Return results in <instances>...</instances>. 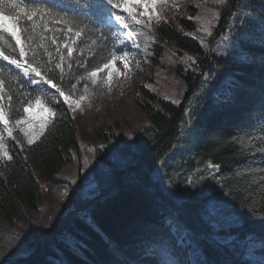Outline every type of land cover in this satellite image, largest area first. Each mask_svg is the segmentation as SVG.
<instances>
[{"label":"trees","instance_id":"trees-1","mask_svg":"<svg viewBox=\"0 0 264 264\" xmlns=\"http://www.w3.org/2000/svg\"><path fill=\"white\" fill-rule=\"evenodd\" d=\"M56 2L72 14L88 13L82 17L85 23L107 36L91 50L96 35L86 36L73 54L84 66L74 64L64 81H56L76 99L90 84L88 73L110 52L122 54L125 45L120 24L108 23V16L95 20L94 10L83 7L95 0ZM129 23L138 32L137 70L144 79L134 100L143 107L147 124L123 117L88 132L54 89L28 84L19 69L0 60V67L24 84L20 88L5 77V89L13 94L12 109L6 108L10 123L26 116L14 114L21 108L20 94L35 96L41 87L46 90L39 94L56 113L24 150L8 138L11 159L0 153V218L12 222L11 236L16 246L22 244V251L16 246L4 250V264H173L184 249L192 264H262L245 231L256 226L264 230V0H192L184 5L174 0L150 28ZM43 24L59 27L51 20ZM33 35L35 44L45 43L56 55V45L41 40L53 36L42 22H36ZM37 51L46 61L43 49ZM159 80L175 82L172 99L147 86ZM129 83L128 73L123 90ZM194 127L199 134L184 148L180 141ZM82 137L92 140L101 160L113 169L98 174L87 187L80 154L82 185L74 187L58 173L74 161V150L82 151ZM210 165L218 167L216 175L223 178L240 224L220 225L203 214L218 192L205 180ZM170 235L177 243L168 241ZM27 248L30 252L23 254Z\"/></svg>","mask_w":264,"mask_h":264},{"label":"snow or ice","instance_id":"snow-or-ice-1","mask_svg":"<svg viewBox=\"0 0 264 264\" xmlns=\"http://www.w3.org/2000/svg\"><path fill=\"white\" fill-rule=\"evenodd\" d=\"M79 5V0H76ZM167 0H95L92 4L84 5L83 7L94 10V19L103 21L105 16H108V23L114 20L126 30L125 36L128 40L136 42L138 32L134 31L129 21L135 24H142L145 27L152 26L153 18L159 22V15L156 12L158 3H166ZM214 3H226V0H213ZM137 8H142L143 11L138 12ZM6 9L8 11H6ZM151 9V11H149ZM127 15H121L120 13ZM88 13L72 14V10L65 11L64 7L56 2V0H41V3L34 4L30 0H0V60L7 62L9 65H14L19 69L23 76L27 78V83L30 85H43L47 89H54L58 97L63 98V102H67L69 107L75 105L79 108L83 102H90L88 86L85 85V94L79 96L78 99H73L72 95H68L56 81H64L66 69L71 72L73 65L83 67V62H77L73 54L80 51V45L83 44L84 38L89 34H95L96 39L91 41V46L97 45V41L107 39L103 30L99 28H91L88 23H85L83 16H88ZM147 17V20L144 18ZM51 20L58 28H47L43 22ZM42 22V26L46 32H52L53 36H41V40H51L55 47V54L49 51L45 43L35 44V36L33 33L36 29V22ZM210 23V21H209ZM207 31V29H205ZM59 32V36L55 33ZM5 34L14 41V44L6 39ZM210 34V32H209ZM59 41V43H58ZM138 47V45H137ZM43 49L47 55V60L41 59V54L37 49ZM7 52V54H6ZM83 55V52L80 53ZM128 53L118 56L116 51H112L106 61H102L94 71L88 73V79L92 84H96L101 80L100 74L106 73V77L102 80L103 85L111 91L113 83V73H120V68L117 66V61L122 67L128 68ZM56 63L53 64V61ZM51 65V66H46ZM58 70V72H57ZM49 73H55V77H50ZM5 77L15 80L20 88L24 87L21 79L16 74L11 73L0 67V123L4 125L3 130H0V151L8 159H11L7 151V145L4 143L5 133L9 138L15 139L13 136V127L9 125V113L6 108L12 109L13 94L11 90L5 89ZM74 87V85H73ZM45 87L37 89V95L25 91L20 95L18 103L21 108L15 111V115L27 113V116L14 119V126L24 125L19 130L27 138L29 144L34 142V139L43 134L48 123L55 117V111L48 107L44 99L39 93L46 90ZM34 109H39L35 111ZM75 110V109H73ZM38 122V124H37ZM38 127V131H33Z\"/></svg>","mask_w":264,"mask_h":264},{"label":"rangeland","instance_id":"rangeland-1","mask_svg":"<svg viewBox=\"0 0 264 264\" xmlns=\"http://www.w3.org/2000/svg\"><path fill=\"white\" fill-rule=\"evenodd\" d=\"M174 0H167L166 3H158L156 6V12L158 15H164ZM184 3L192 2V0H182ZM115 23V22H114ZM120 36L122 38L123 44L125 45L124 52L118 56H122L126 50H129L127 60H128V68L122 67L119 61H117V66L120 68V73H113V83L111 87V91H109L102 83V80L106 77V73H101L99 80L96 84H92L90 80V84L88 85L89 92L87 95L89 96L90 102H83L79 108H76L73 105L75 116L80 119V122L84 126V128L88 132H92L96 127L102 125H108L118 121L123 117L132 118L135 123H148L147 115L143 111V107L139 102L134 100L135 95L138 92V85L143 83L144 79L138 73V60L136 55V46L137 43H133V41L128 40L125 36L126 30L118 26ZM130 75V83L127 90H123V86L125 84L126 74ZM150 89L156 91V93L166 99H172L174 96L173 86H175V82L170 80H159L156 83L150 82L147 85ZM85 94L84 89L79 94V96ZM77 96L76 99L79 98ZM144 102V99H141ZM45 102V101H44ZM46 103V102H45ZM47 104V103H46ZM48 107L55 109L47 104ZM35 111H39V109H34ZM27 116V113H26ZM53 119V118H52ZM51 119V120H52ZM51 122V121H50ZM49 122V123H50ZM48 123V124H49ZM38 124V122H37ZM4 126V125H3ZM8 127H13V139L19 147L24 150L26 146L29 144L27 138L23 135V133L19 130L21 126H14V123H10ZM46 130V129H45ZM44 130V132H45ZM33 131H38V127L33 129ZM43 132V133H44ZM199 132L196 131L194 127L191 131H187L184 136L182 142V146L184 148L190 147L194 144V136H198ZM41 136V135H40ZM39 136V137H40ZM38 137V138H39ZM8 136L5 133L4 143L7 145V151L9 156H11L10 152V142L8 141ZM38 138L34 139L37 140ZM12 139V138H11ZM82 151L80 153L77 150H74V161L64 166L61 172L58 173V177L60 179H65L70 182L74 187H79L82 185L80 180V154L83 157V173L82 180L83 184L87 187L91 186L92 182L98 176V174L110 171L113 169V165L109 164V162H105L101 160L98 154V150L95 147L94 143L90 138H81ZM1 154L2 151H0ZM218 167L216 169L210 165V172L205 178L207 182L210 183V190L218 189V192L215 193L208 205L205 207L203 214L205 217L210 220L225 226L236 225L242 222V219L238 216V214L231 208V199L228 195V191L224 186L223 178L217 174ZM220 178V181H219ZM212 180L216 181L215 184L212 185ZM39 181L41 183L44 182V178H40ZM45 193V191H44ZM46 200L43 197V193L40 194V204L41 206H45ZM42 214V213H41ZM39 220V219H38ZM11 228H15L12 222L7 217L0 218V264H4L7 260L6 253L4 250L12 249L13 246H16L13 236H11ZM11 229V230H10ZM49 229V227H47ZM240 229V228H239ZM236 229V230H239ZM247 235H249V244L257 257H259V262L264 264V230L259 229L257 226L252 227L245 231ZM168 241L170 243H177V241L170 235L168 236ZM17 246L15 249L22 251V244L17 242ZM30 252V248L24 250L23 254H27ZM187 250H182L179 255L172 258L173 264H192L189 260ZM223 257L227 258L225 254Z\"/></svg>","mask_w":264,"mask_h":264},{"label":"water","instance_id":"water-1","mask_svg":"<svg viewBox=\"0 0 264 264\" xmlns=\"http://www.w3.org/2000/svg\"><path fill=\"white\" fill-rule=\"evenodd\" d=\"M69 214H72V212H69Z\"/></svg>","mask_w":264,"mask_h":264}]
</instances>
